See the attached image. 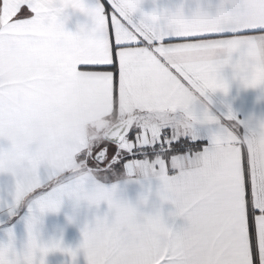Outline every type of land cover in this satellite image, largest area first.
Instances as JSON below:
<instances>
[{
	"label": "snow or ice",
	"instance_id": "snow-or-ice-1",
	"mask_svg": "<svg viewBox=\"0 0 264 264\" xmlns=\"http://www.w3.org/2000/svg\"><path fill=\"white\" fill-rule=\"evenodd\" d=\"M158 2L0 0V47L55 59L66 88L88 82L117 120L79 153L95 178L68 220L83 217L79 247L41 241L48 205L73 191L67 174L52 173L0 198L9 219L27 213L24 243L0 244V264H46L54 254L68 264L78 254L84 264H264V157L248 143L251 135L262 146L264 121H239L229 110L193 126L162 106L155 88L162 68L224 96L226 69L241 88H264V0ZM75 16L84 22L70 31Z\"/></svg>",
	"mask_w": 264,
	"mask_h": 264
},
{
	"label": "crops",
	"instance_id": "crops-1",
	"mask_svg": "<svg viewBox=\"0 0 264 264\" xmlns=\"http://www.w3.org/2000/svg\"><path fill=\"white\" fill-rule=\"evenodd\" d=\"M181 2L159 0L157 7L174 9ZM211 3L215 5L216 0ZM207 4L208 0H202V6ZM150 7L144 5L146 11ZM187 7L194 8V4L189 2ZM76 21L84 22L75 16L68 30L74 31ZM222 75L229 83L227 96L212 91L196 77L184 82L166 68L155 78V88L161 105L171 106L178 119L193 126H203L210 116L229 110L239 121H264V88L245 90L231 81L229 70ZM115 123L102 92L85 81L65 87L55 59L41 62L26 47H0V198L6 203L14 186L33 189L52 173L67 174L73 189L70 196L54 198L48 205L54 211L42 218L43 243L62 240L64 247L73 250L81 244L83 217L77 224L68 220L78 202L86 203L80 197L90 193L95 178L80 163L79 153ZM248 143L254 156L264 157V143L256 148L251 135ZM26 219L24 208L12 219L0 211V244L11 238L19 249L26 239ZM46 264H68V258L50 255ZM75 264H84L82 254Z\"/></svg>",
	"mask_w": 264,
	"mask_h": 264
},
{
	"label": "water",
	"instance_id": "water-1",
	"mask_svg": "<svg viewBox=\"0 0 264 264\" xmlns=\"http://www.w3.org/2000/svg\"><path fill=\"white\" fill-rule=\"evenodd\" d=\"M115 126H116V123H115L114 125H112V126L110 127V129H109L107 132H105V133L103 134L102 139H103L104 136L110 134V133L112 132L113 127H115Z\"/></svg>",
	"mask_w": 264,
	"mask_h": 264
},
{
	"label": "rangeland",
	"instance_id": "rangeland-1",
	"mask_svg": "<svg viewBox=\"0 0 264 264\" xmlns=\"http://www.w3.org/2000/svg\"><path fill=\"white\" fill-rule=\"evenodd\" d=\"M101 139H102V133L99 134V137H98L97 140H95L94 142H98V141L101 140ZM94 142H93V143H94Z\"/></svg>",
	"mask_w": 264,
	"mask_h": 264
}]
</instances>
